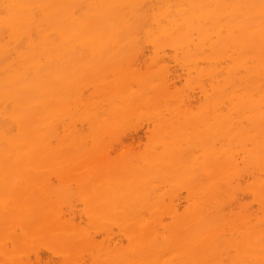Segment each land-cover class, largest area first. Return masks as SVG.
<instances>
[{"label": "bare ground", "instance_id": "6f19581e", "mask_svg": "<svg viewBox=\"0 0 264 264\" xmlns=\"http://www.w3.org/2000/svg\"><path fill=\"white\" fill-rule=\"evenodd\" d=\"M143 45L169 48L191 69L206 64L199 70L209 82L205 114L190 117L196 125L184 138L194 149L203 128L205 178L197 184L206 194L177 208L154 192L195 182L177 133L160 129V151L102 168L93 184L101 192L79 211L83 228L67 207L71 195L40 179L42 170L65 176L69 161L54 156L55 113L65 115L64 94L75 92L95 138L105 117L135 110L126 99L133 80L116 77L109 89L96 74L115 72ZM138 81L142 90L147 81ZM88 84L94 97L83 100ZM63 134L60 148L70 146ZM96 146L105 161L108 152ZM45 258L264 264V0H0V264H48Z\"/></svg>", "mask_w": 264, "mask_h": 264}, {"label": "rangeland", "instance_id": "374dc122", "mask_svg": "<svg viewBox=\"0 0 264 264\" xmlns=\"http://www.w3.org/2000/svg\"><path fill=\"white\" fill-rule=\"evenodd\" d=\"M119 61L115 72H98L96 80L106 78L108 87L116 77L133 80L128 91L130 94L126 99L135 110H131V113L121 119L105 117L106 123H101L102 126L97 129L94 138L89 124L80 115L81 109L76 102L77 94L68 91L62 99L66 106L65 115L55 113L56 137L52 144L55 157L63 156L69 159L65 166L66 174L58 177L53 170L40 172L42 181H50L52 187L71 195L67 207L76 210V221H80L83 228L88 227V221L80 217L79 211L92 206L95 195L101 192V189L93 184L101 182L102 168L123 155H140L148 149L160 151V144L154 139V133L160 129H173L177 133L178 145L185 150L183 155L188 160L187 167H192L195 171V182L190 183L189 179H185L177 186L156 185L154 192L165 195L166 201L177 208L185 206L189 198L201 199L206 194L204 188L197 184L205 178L202 171L198 170L203 160V150L208 147L203 128L200 141L194 149L185 142L188 141L187 137L191 140L190 130L196 125L189 123L190 117L196 119V116L202 117L205 114L209 82L207 78L199 76V70L204 69L206 64L198 62L195 68L191 69L190 65L185 64L179 55L174 54L169 48L164 52L155 53L148 45L138 47ZM139 79L147 81L142 90ZM93 93V85H83L79 96L83 100H88L94 97ZM195 122L197 123V120ZM64 131L69 135L67 142L70 146L60 148L59 139L64 137ZM178 133L183 135L180 137ZM96 145L103 146L108 152L105 161L97 158ZM87 153L94 154V160H83L82 157ZM193 157L195 159L190 161ZM97 239H101V236L97 235ZM45 259L48 264H57L56 260Z\"/></svg>", "mask_w": 264, "mask_h": 264}]
</instances>
